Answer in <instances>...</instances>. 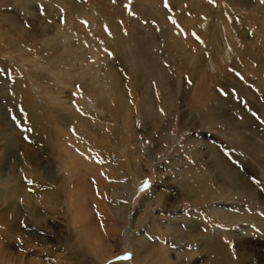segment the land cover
<instances>
[{
    "label": "rangeland",
    "instance_id": "obj_1",
    "mask_svg": "<svg viewBox=\"0 0 264 264\" xmlns=\"http://www.w3.org/2000/svg\"><path fill=\"white\" fill-rule=\"evenodd\" d=\"M1 36L0 210L15 228L0 242V264H94L98 254L107 256L101 264L128 262L132 246L110 217L114 198L105 188L122 189V180L132 201L120 223L144 242L168 249L167 219L203 227L209 207L229 206L220 229L229 234L213 235L218 264H264L261 0H0ZM13 73L22 82L16 97L8 91ZM76 86L108 106L106 121L85 114L89 135L72 120L59 128L67 130L60 141L46 90L61 95L75 118L83 110ZM141 97L169 104L137 124L133 105ZM119 100L130 105L135 141L121 136ZM30 118L52 126L51 144L58 139L61 148L30 143ZM154 118L172 120L175 135L165 123L154 127ZM112 135L122 137L121 147ZM97 148L113 155L110 163ZM229 177L246 189L228 191ZM19 179L26 195L9 196L7 185ZM197 242H186L197 251L184 264L210 262Z\"/></svg>",
    "mask_w": 264,
    "mask_h": 264
},
{
    "label": "bare ground",
    "instance_id": "obj_2",
    "mask_svg": "<svg viewBox=\"0 0 264 264\" xmlns=\"http://www.w3.org/2000/svg\"><path fill=\"white\" fill-rule=\"evenodd\" d=\"M24 1H27V0H24ZM22 5H25V4H22ZM3 18H4V16H3ZM5 19H9V18L6 17ZM25 31H27V29H25ZM21 34H22L21 36L23 37V35L25 34L24 33V30H21ZM22 37H20V38H22ZM0 38H2V36ZM132 48H133V46H132ZM11 76H12V82L13 83L11 84V86H9L8 91L13 96L16 97L18 94L15 91H16V89L18 90L19 88L22 89V86H21V83L22 82L19 79L17 73H13ZM114 78H115V76H114ZM114 78H113V73H111V75H109V79L110 80H113ZM63 85H66V83L63 84ZM121 87H123V85ZM74 88H75V86H74ZM9 92H8V94H9ZM118 92H119V90H118ZM142 93H144V92H142ZM45 95H47L49 101H53L52 102L53 104L55 103V106H53L55 108L54 109V114L55 115H54V120L52 122V125L54 123L56 125V128H58V130H57L58 134L57 135H58V138H59L60 141L62 140V138L63 139H66L65 136L61 137V134L63 135L62 132H64V131L67 133V130L66 129L65 130L64 129L59 130V128L61 126H69V124H70V122L72 120H77V122H78L77 128H79L81 130L78 133L81 136L87 137L89 135L87 132H84V130L86 129V126H87L86 123H85L86 122L85 117H84L85 114L88 115V116H90V117H92L89 120H93L95 118V119H97L98 122H103V121L105 122L106 121V119L103 118L101 114H103L102 112L107 111L106 108L108 106H106L101 101V99H99L98 97H96V99L94 97H93V99L89 98V96L87 95V93L84 92L81 89V87H77V89H76V97H77V100L76 101H77L78 104L80 103V104L83 105V110L80 111L81 114L80 113L79 114H76L77 117H75V118L73 116L74 114H72L73 111L71 113H67L66 112L67 107H68L67 106L68 102L65 101V99L61 95L56 96V97L53 94L52 95H49L48 94V90H46V94ZM122 96H124V95H122ZM161 99H162L161 102L158 101V102H155V103L153 101H150V100L149 101H146V99L144 97L134 99V105L133 106H134V112H136L135 121L137 122V124L139 123V121L141 119H143V118H141L139 120L140 117H144L145 119H148L149 116L155 115L157 113V111H159V109H161L160 104H162L161 105L162 108L164 110H166L165 108L168 107V104L169 103H168V101H166L164 99V97L163 98L161 97ZM76 101H73V103L77 105V103H75ZM118 102H119V105L118 106L119 107L121 106L122 109L124 108V110H125L124 111L123 118H122L123 119L122 120V125H123V128L122 129H123V133L124 134L121 132V134H122L121 136H124L125 139L132 138V140L135 141V131H133L135 124H134V122H132V120L130 119V116H129V114H130V105L128 103H126L125 101H123V100H119ZM99 103H100V106H98ZM170 106H171V104H170ZM173 107H175V106H173ZM70 109H73V108H70ZM108 109H110V108H108ZM51 111L53 112V110H51ZM159 112L161 113V110ZM199 116H200V113H199ZM110 117H113V116L110 115ZM30 120H31V122L33 121L35 123V125H36V131L33 134H31L30 137H29V139H31L30 140V143H32L34 145H39V146H44L46 144H49V142L51 144V142H52L51 138H52V136H54L53 135L54 132H53V130L51 128L52 126L51 127L50 126L49 127L48 126L46 127L43 123L41 124L37 120V118L36 119L35 118H33V119L30 118ZM154 122L155 123L153 124V126L156 127V128H159L158 125H162L163 123H165L164 124V128L166 130L167 129H171V131L168 133V135L169 136H170V134H172L173 136L175 135V133L172 132L173 131V128H171V124H173V121L172 120L165 121L164 119H161V122H160V118H158V120H157V118H154ZM181 125L176 126V129L177 130L178 129H182L181 128ZM161 129H162V127H161ZM111 138H113V141L116 142L115 144H116L117 147H121V145H119L121 143V142H119V140L122 139V137L121 138H118V135H112ZM59 140L57 139L58 142H56V144H58V147L61 148L60 147L61 145H60ZM81 142H79V143H81ZM56 144H55V142L52 143L51 144V147H54L55 148L56 147ZM97 152H99V156L100 157H105L104 159H106L108 161L107 164L111 162V160L113 158V155H109L108 157H106L108 155L107 152L106 151H103L101 149H98V148H97ZM66 156H68V153L67 152H66ZM66 158H68V157H66ZM61 166H62L61 169L64 171L63 173H64V176L66 178H67L68 174L72 175V172L70 173V170L68 168H66L67 167L66 160L63 159V158H62V164H61ZM101 166L104 168L103 164ZM28 172H29V174L26 175V173H28ZM28 172H27V170H24L23 177L24 176H30L31 175V172L29 170H28ZM34 177L35 178H40V176L39 175L37 176V174H35ZM44 177H46V175H43L42 174V179ZM230 177H232V176H230ZM230 177L228 178V184H227L228 185L227 186V190L228 191L233 192V191H235V189H237L238 191H243V190L246 189L245 188V187H247L246 183H243V182L239 181L238 178H235L234 177L233 179H231ZM21 180L20 179L19 180H16V183H15V180H12L11 183L9 182V185H7L8 188L6 189L7 190V193H9V196L11 195V197L12 196L24 197L26 195L27 192H26V190L24 191ZM192 181H191V183H192ZM128 182H127V180H122V182L121 181L118 182V185L120 183L123 185V188L122 189L120 187L119 188L118 187L108 188L107 186H105V188L108 189L109 194L114 198L113 201L107 203V209H108V211L110 213L112 212V215H113V216L110 215V217L113 218V220L116 222L115 224H117L119 226V228H120L121 231L123 230V231L126 232V235L129 238L128 244L132 246V250H133V254H132L131 259L128 262H123L121 264H184L183 261L185 260V258L186 257H187V259H188V257L190 258L191 255L192 254H196V251H197L194 246H192V247L187 246L186 245V242H188V243H190V242L191 243L192 242L195 243L197 241H199V243L202 245V246L201 245H199V246H201V248L203 250L205 249V250H207L209 252L210 262L208 264H218V262L220 260L217 258L218 252L216 250H219L220 251L221 248H219V249L216 248L215 244H216L217 239L215 238L216 236L213 237V235L216 234L217 237H219V238L220 237H224L225 238V237H227L226 235L229 234V231L227 232V230H224V228H223V230H220V229H222L221 228V224H222L223 218H225L226 215H230V214H227L226 213L227 211H229V206H223L221 208L216 207L218 209L217 212H215L217 209L214 210L212 207H209L208 210H209V212L212 213L213 216H212V218L210 217V218H208L206 220L205 223H207V224L204 225L203 227H199L196 224H194L192 222L190 223L187 220L185 221V223H183L181 221H178L179 218H177L178 219L177 220L176 217L173 219V221H170V219L169 220L167 219V221L165 222L166 223V226H165V229H164V231H165L164 233H165V237L166 238H170L171 239V242H170V246L171 247L168 248V249H165L164 248V245H162V244H159V243L158 244L157 243L154 244L152 242H151L152 244H148L147 242H144L145 240H143V238H142L141 235H137L136 232H133V230H131L130 228L126 229L125 228V224L123 223V221L125 219L122 220L121 223H120V220L121 219H119V218L122 216L123 210L125 209L124 211L126 212L127 211V208L126 207L128 205H130V202L132 201V199H131L132 198V193H130L129 183ZM186 186H188V185H186ZM203 188H204V186H203ZM203 188H202V190H203ZM41 191H43V190L41 189ZM124 192H126V193H124ZM205 192L206 191H204V193ZM230 192H228L227 195H231ZM180 194H182V193H180ZM201 201H202V199H201ZM5 213L6 212L0 210V223H2V226L0 228V242L5 241L6 238L8 237L7 236L8 235V232H11L15 228L14 224L11 221H9V220L6 219ZM175 215L177 217H179V215H177V213H175ZM126 222L127 221H125V223ZM181 225L182 226L185 225V228H184L185 231L182 230L183 228H182ZM171 252H174L173 253L174 256L173 255L172 256L170 255ZM94 253H96V252L94 251ZM95 256H96V254H95ZM106 257H107L106 255H100V254H98V256H96V260L97 261L95 260V263L94 264H101L103 261H105L107 259ZM171 257H173V259H174L173 261L174 262L169 261ZM93 260H94V258H93ZM219 264H221V263H219Z\"/></svg>",
    "mask_w": 264,
    "mask_h": 264
},
{
    "label": "snow or ice",
    "instance_id": "obj_3",
    "mask_svg": "<svg viewBox=\"0 0 264 264\" xmlns=\"http://www.w3.org/2000/svg\"><path fill=\"white\" fill-rule=\"evenodd\" d=\"M261 2L264 3V0H261ZM173 22L175 23V21H173ZM14 119H15V117H14ZM29 182H30V181H29Z\"/></svg>",
    "mask_w": 264,
    "mask_h": 264
}]
</instances>
